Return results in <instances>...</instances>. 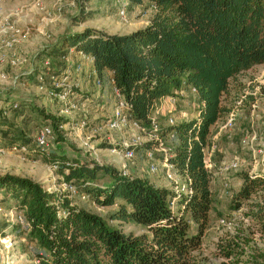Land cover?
I'll use <instances>...</instances> for the list:
<instances>
[{"label": "trees", "instance_id": "16d2710c", "mask_svg": "<svg viewBox=\"0 0 264 264\" xmlns=\"http://www.w3.org/2000/svg\"><path fill=\"white\" fill-rule=\"evenodd\" d=\"M128 1L154 6L148 26L129 35L87 28L64 35L59 51L73 48L90 56L99 78L110 71L131 120L146 129L151 127L158 101L184 86L196 89L202 103L199 117L169 127L179 142L171 163L189 180L192 193L180 196L172 207L173 189L124 176L97 162L78 160L64 173L67 182L82 185L100 206L120 201L118 210L106 220L73 206L67 195L48 191L39 182L12 174L0 176V193L14 200L23 213L28 238L42 251V264H195L194 255L202 249L214 203L213 172L206 167L205 150L212 145L213 127L231 112L223 106L231 81L264 64V0ZM82 3L74 25L90 17ZM38 72L22 75V79L39 83ZM2 116L7 114L0 108ZM49 117L47 125H54L56 132L67 123ZM151 145L147 142L142 148ZM53 157V165L65 161L64 156ZM100 172L110 179L106 185L97 183ZM262 194L264 174L246 173L231 209L248 207L251 212L245 216L257 223L264 236V204L254 201ZM110 221L134 223L146 232L126 233ZM234 245H222L221 257H238ZM259 257L264 261V254ZM234 261L245 262L242 258Z\"/></svg>", "mask_w": 264, "mask_h": 264}, {"label": "rangeland", "instance_id": "374dc122", "mask_svg": "<svg viewBox=\"0 0 264 264\" xmlns=\"http://www.w3.org/2000/svg\"><path fill=\"white\" fill-rule=\"evenodd\" d=\"M128 2V0H88L83 3L80 0L62 2L58 0H0V14L4 20L0 22V48L4 39V27L9 24L19 30L25 27L32 29L29 38L22 40L17 47V53L28 56L31 61L35 58L45 59L50 53L49 58L53 57L55 53L53 49L57 44L62 45L64 35L80 32L83 27H91L108 34H132L137 31V28H143L149 23L155 9H151L149 2H144L142 5H131ZM37 3L40 7H36ZM81 3L90 17L85 24L74 25L72 20L80 13ZM123 5L126 6V22L120 15ZM55 15L63 16V20L55 23L56 25L46 27V33L43 30L40 34L38 30L42 28V19H50ZM18 18H23L26 23L23 19L17 21ZM36 39L40 40V43H35ZM48 43L54 47L46 48ZM47 50L52 51L49 53ZM30 68V64H24L15 68L2 66L0 69V108L7 113V116L0 117V176L12 174L39 182L48 191L67 195L73 206L86 209L109 220L111 214L118 210L120 201L110 207L100 206L86 193V188L82 185L75 181L67 182L64 173H68V168L76 166V161L79 160L97 162L120 171L127 169L128 173L134 177L130 168L138 160L137 153L134 159L127 161L111 149L120 148L125 141H132L134 137L128 128L123 132L108 128L107 121L112 118L120 100L111 81V72L105 71L103 82L100 83L99 76L93 71L92 78L86 85L89 94L85 93L87 97H83L82 94L80 96L83 99L80 102L83 106L78 108L79 112L65 116L61 115L63 105L51 94L49 86V88L43 87L39 83L22 79V75L27 74L24 72H29ZM90 68L91 64L87 63L85 73H89ZM186 87L188 86H184V94L187 96L184 100H190V103L183 102L182 94L175 90L173 96L179 100L176 106L171 104L169 99L172 96H169L168 99L158 101L152 114L159 129L163 130L162 136L174 149L177 148L178 140L171 141L170 137L169 139L167 137V134H170L167 126L171 127L169 119L172 117L175 125L184 122L176 114L174 115V110L184 111L189 119H196L200 109L196 92ZM250 98L253 99L250 100ZM14 104L19 105L18 109L13 108ZM223 106L231 108L232 111L228 114V118L226 117L227 120L223 121V125L220 124L222 126L216 128L218 135L222 134V138L219 139L217 147L219 148L218 167L213 170L211 183L214 203L210 213V223L204 233L202 249L194 255L195 264H255L256 262L264 264L259 257L260 254H264V236L259 231L257 223L245 216V213L251 212L250 209L248 207L231 209L233 197L242 186L243 175L264 174V162L260 163L262 159L257 152L264 145V64L244 72L231 81L229 93L223 98ZM171 110H173L172 113H170ZM96 114H102L107 118L101 122H94ZM232 114L235 115L232 127L224 128ZM49 116L63 118L67 123L60 128L59 132H56L51 123L57 140L47 151L38 150L37 132L42 126L49 124L51 121ZM85 117L90 121L91 130L87 136L79 137L71 126ZM252 117L255 123L252 122ZM60 136L62 139L59 140ZM14 144L27 146L28 153L12 152L11 147ZM251 146H254L252 151ZM53 156H64L65 161L61 162L58 169L53 168ZM145 159L147 161L145 167L151 181L153 178H159L158 180L161 181L166 171L161 161L157 158L150 161L147 155ZM235 161L239 163L238 169L220 170L221 167ZM67 163L70 165H66ZM152 163L158 168L156 174L150 171ZM172 174L179 178L180 186H183L184 178L175 172ZM98 176L99 185L103 186L110 182L109 177L103 172H100ZM162 182L173 189L172 181L165 178ZM70 184L77 188L78 194L73 196L69 194L66 186ZM254 201L264 204V195L255 196ZM17 206L14 200L0 193V264H42L40 260L42 251L34 241L28 238L23 213ZM178 207L175 209L177 210ZM110 225L134 235L146 232L144 227L134 223L121 224L110 221ZM192 230H196L194 223H192ZM228 243L235 244L238 257L234 256L231 259L221 257V246ZM238 258H242L245 262L234 261Z\"/></svg>", "mask_w": 264, "mask_h": 264}, {"label": "built area", "instance_id": "2783aa9c", "mask_svg": "<svg viewBox=\"0 0 264 264\" xmlns=\"http://www.w3.org/2000/svg\"><path fill=\"white\" fill-rule=\"evenodd\" d=\"M62 2L64 0H58ZM97 1V0H94ZM120 1V0H118ZM88 2V1H86ZM36 7H40V4L37 3ZM126 6H122L120 15L123 18V21H127L126 19ZM60 10V8H59ZM4 21L3 17L0 14V22ZM32 33V29L30 27H25L22 30L16 29L13 25H7L4 27L3 34L4 39L2 46L0 48V67L10 66V67H18L24 64H27L28 58L26 56H21L17 53V47L21 43L22 40L29 38ZM74 53H78L83 59L89 58L87 55L83 54L82 52H77L75 49L70 48L69 52L62 56V60L67 64L66 69L61 74L57 73H47L42 72L38 76L39 84L43 87H50L51 94L58 98L59 102L63 105L62 115L70 116L75 113L79 105L75 101V97L77 96V92L80 90V86L73 83L72 79L74 76L81 74L83 71V65L81 63H76L72 59V55ZM53 62L51 59H46L43 62V67L45 69H51ZM48 87V88H49ZM194 89V88H193ZM194 92H197L194 89ZM118 93V91H117ZM119 96V104L116 106L112 118L107 121L108 128L110 130L123 132L125 130L130 129L131 133L134 134L132 141H125L120 148L114 147L111 148L115 154H118L122 159L130 161L135 158L136 152L139 148L149 142L151 143V148L146 150V155L150 161H154L157 158V154L162 155L161 163L163 167L171 172H175L176 168L175 165L171 163V158L173 157L174 149L170 144H168L165 140V137L162 136V130L159 129L155 118L151 117V127L150 129H146L145 127L141 126L139 123L132 121L130 115L127 112V105L123 101L121 95L118 93ZM170 102L172 105L176 106L178 103L177 97H170ZM19 105L14 104L13 108L18 109ZM173 110L170 111L172 113ZM7 114V113H6ZM235 120V115L232 114L230 119L228 120L227 124L224 128L232 127L233 122ZM170 126L175 125L174 119L171 117L169 119ZM63 128V127H61ZM71 129L77 134L79 137L87 136L89 134L90 128V121L87 117L82 118L81 121L77 124H73ZM102 129V128H101ZM167 137L170 140L176 139V133L172 132L167 134ZM147 139V140H145ZM57 137L55 135V130L51 125H45L40 128L37 132L36 136V147L38 150L47 151L50 146L55 143ZM211 148V147H210ZM12 152L17 154H27L28 148L22 144H14L11 147ZM259 156H261L260 163L264 162V145L262 148L257 151ZM212 154L209 151V148L205 150V164L208 170H212ZM66 165H70L67 163ZM127 167V166H126ZM54 169H58L59 165H53ZM239 163L237 161L227 164L225 167H221L220 170H231V169H238ZM150 171L154 174L158 172L157 166L152 163L150 166ZM121 172L124 176H131L128 173L127 169H121ZM178 174V173H177ZM170 180L173 183V191L175 193V197L171 199V206L175 207L177 204V200L180 196H188L192 193V190L189 185V180L187 178L184 179V185L180 186L179 178L174 177L173 175L170 176ZM66 190L69 192L71 196L78 194V190L72 184L66 186ZM22 219V218H21ZM223 223V221H222ZM1 237V235H0Z\"/></svg>", "mask_w": 264, "mask_h": 264}, {"label": "crops", "instance_id": "0c3cea01", "mask_svg": "<svg viewBox=\"0 0 264 264\" xmlns=\"http://www.w3.org/2000/svg\"><path fill=\"white\" fill-rule=\"evenodd\" d=\"M129 4H131L130 2H128ZM132 5V4H131ZM151 5V4H150ZM151 7V9L153 10L154 9V6L153 5H151L150 6ZM23 18H18V20L17 21H20V20H22ZM43 21H42V28H40L39 30H38V32L41 34L42 33V31L44 30L45 31V28L46 27H49V26H51V25H56L57 24V22L58 21H62L63 20V16H61V15H59V16H57V15H55V16H53V18H50V19H48V18H43L42 19ZM23 21H24V23H26L25 22V20L23 19ZM151 21V20H150ZM150 21H149V23H150ZM36 22H39L38 20H36ZM56 23V24H55ZM63 23V22H62ZM149 23H147V25L146 26H148V24ZM85 24V23H84ZM83 25V24H82ZM145 26V27H146ZM145 27H143V28H145ZM89 28H91V27H89ZM143 28H137L136 30H140V29H143ZM84 29H87V28H82V30H84ZM91 29H93V28H91ZM81 30V31H82ZM45 33H46V31H45ZM113 34V33H112ZM41 36V35H40ZM39 36V37H40ZM48 36V35H47ZM50 37V36H49ZM39 39H42V38H39ZM40 40H38V39H36V41H35V43H40L39 42ZM57 44V43H56ZM60 44H57V45H55V47H54V45H52L51 43H48V44H46V48H53L54 47V51H55V53H53V57H51L50 59H51V61L53 62V65H52V68L51 69H45L44 67H43V62H44V60H46V59H49V57H50V55H51V53H50V51H52V50H47L49 53H50V55L49 56H47V57H45V59H43V58H35L34 59V61H31L29 58H28V56H27V58H28V62H27V64H30V70H29V72H24V73H27L26 75H29V74H31V73H34L36 70H38L39 72H38V75H40L42 72H47V73H57V74H61L62 72H64V70L66 69V67H67V64L64 62V60H62V56L63 55H65V54H67L68 52H69V48H65V50H61V51H59V48H60ZM45 47H43V48H45ZM89 58H86V59H83L81 56H79V54L78 53H74L73 55H72V59H73V61L74 62H76V63H81L82 65H83V71L81 72V74H78V75H76V76H74L73 77V79H72V81H73V83H75V84H77V85H79L80 87H81V89H80V93L79 94H77V96L75 97V101L76 102H78V105H79V108L80 107H82L83 106V104L82 103H80L81 102V100H83L80 96H81V94H82V96L83 97H87V96H85V93L86 94H89V92L86 90V85H87V83H88V81H89V79H91L92 78V75H93V71H95L94 70V66H93V59L90 57V56H88ZM87 63H90L91 64V68L89 69L90 70V72L89 73H85V66H86V64ZM2 67H0V69H1ZM96 73V72H95ZM104 74V73H103ZM110 76H111V81H112V73L110 74ZM102 78H103V76H102ZM102 78H100L99 79V82L100 83H102L103 82V79ZM113 83V82H112ZM186 88H191L193 91H194V89L191 87V86H188V87H186ZM178 91V90H177ZM176 91V92H177ZM180 91V93L182 94V97H183V102H187V104L188 103H190V100H184V97H186L187 95H185L184 94V87L181 89V90H179ZM116 92H117V90H116ZM118 94V93H117ZM196 95L198 96V93L196 92ZM163 99H168V97H165V98H163ZM163 99H161V100H163ZM186 99V98H185ZM253 98H250V100H252ZM160 100V101H161ZM189 101V102H188ZM198 101H199V104H200V109H201V105H202V103H201V101H200V99H199V96H198ZM200 109H199V113H198V117H199V115H200ZM78 111V110H77ZM76 111V112H77ZM231 111H232V109H231ZM75 112V113H76ZM79 112V111H78ZM74 113V114H75ZM177 115L179 118H181V119H183L184 120V122H186V121H190V120H192V119H189L188 118V114H186L184 111H178V112H176L175 110H174V115ZM230 114V113H229ZM61 115H62V113H61ZM91 115V114H90ZM113 115V114H112ZM111 116V115H110ZM197 117V118H198ZM105 118H107L106 116H104V115H99V114H96V120H94V122H101L102 120H105ZM196 118V119H197ZM228 118V117H227ZM227 118L225 117L224 119H222V120H220L214 127H213V131H214V133H213V136H212V145H211V148H209V151L211 152V154H212V158H211V161H212V166H213V168H212V170H210L211 172H213L214 173V169L216 168L217 169V167H218V152H219V148H217L218 147V142H219V139L221 140V136H222V134H221V136H219L218 135V131L216 130V128H220L223 124V121L224 120H227ZM252 122H254V117H252ZM255 123V122H254ZM220 124H222V125H220ZM167 128H169V126H167ZM162 132H163V130H162ZM170 133H172V131H169ZM162 134V133H161ZM130 135H132L131 133H130ZM121 138H125V136H121ZM121 140H125V139H121ZM120 141V140H119ZM178 144H179V142H178ZM178 144H177V146H178ZM91 147H94L93 145H91ZM253 147L254 146H251V151H252V149H253ZM146 150H148V149H145V148H139L138 150H137V155H138V160L136 161V163H135V165L134 166H132V168H130L131 170V173L132 174H134V177L135 178H141V179H147V180H149L153 185H155L156 187H161V188H168V186H166L162 181H165V178L167 179V180H170V176L171 175H173L172 174V172L171 171H169V170H167L166 168V171L165 170H163V172L165 171V176L163 177V179H161V181H159L157 178H153V181H151V177L148 175V172H147V168L145 167L146 166V163H147V161H146V159H145V157H146ZM136 155V156H137ZM77 159H79L78 158V156H75ZM144 158V159H143ZM157 159H159L160 161L162 160V155L161 154H157ZM146 175V176H145ZM148 175V176H147ZM171 181V180H170Z\"/></svg>", "mask_w": 264, "mask_h": 264}]
</instances>
